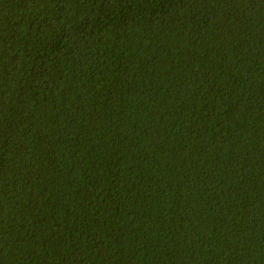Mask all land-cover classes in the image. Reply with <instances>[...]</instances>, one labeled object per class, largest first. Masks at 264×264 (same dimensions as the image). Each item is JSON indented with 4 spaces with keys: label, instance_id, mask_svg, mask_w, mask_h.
<instances>
[{
    "label": "trees",
    "instance_id": "obj_1",
    "mask_svg": "<svg viewBox=\"0 0 264 264\" xmlns=\"http://www.w3.org/2000/svg\"><path fill=\"white\" fill-rule=\"evenodd\" d=\"M0 264H264V0H0Z\"/></svg>",
    "mask_w": 264,
    "mask_h": 264
}]
</instances>
